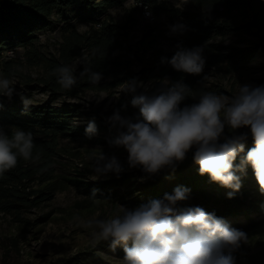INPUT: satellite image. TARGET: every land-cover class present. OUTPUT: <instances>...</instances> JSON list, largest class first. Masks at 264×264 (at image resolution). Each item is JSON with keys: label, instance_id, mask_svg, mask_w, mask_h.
<instances>
[{"label": "trees", "instance_id": "16d2710c", "mask_svg": "<svg viewBox=\"0 0 264 264\" xmlns=\"http://www.w3.org/2000/svg\"><path fill=\"white\" fill-rule=\"evenodd\" d=\"M123 1L125 0H0V52L17 46L24 50L23 60H3L0 56V73L5 78L17 79L22 90L38 88L48 95L50 101L79 98L86 91L103 92L110 96L132 78L142 82H156L150 92L155 91L165 77L171 81L182 79L191 89L189 97L181 104L184 107L198 102L202 94L212 90L207 87L211 75L219 79L222 73L232 74L237 62L248 61L264 53V0H192L187 2L190 11L167 3L168 0H141L150 4L156 15L162 14L170 21L176 18L187 22L185 25L188 30L182 35L175 34L176 48L173 50L157 49V40L163 37V31L157 22L145 26L140 37L129 42V28L135 21L128 18L127 22H119L109 14H106L99 29H63L59 40L55 41L54 52H41L39 47L48 45V41L39 43L38 46L34 44L38 39L33 35V29H37L39 24L51 25L53 14L61 15L76 9L78 15L86 14L85 17L93 21L97 14L103 15L108 8L119 6ZM225 34L234 36L236 43H243L244 46L222 45L215 40L217 35ZM197 46L204 48L203 56L206 60L204 70L199 75L178 72L166 61L162 62V58L170 60L179 48L191 49ZM81 56L82 61L75 73L77 83L71 90H64L52 72L62 65H71ZM84 67L100 72L103 78L97 84L91 83L87 75H80ZM115 100L104 114L102 123L94 120L97 133L110 132L113 127L107 122V117L116 109H120L124 117H135L138 114L139 110L133 109L122 97ZM0 104L3 105L0 108V125L5 131L9 135L17 128L30 131L35 145L32 160L19 158L15 168L0 175V213L10 215L12 221L21 226L35 227L41 223V220L31 222L23 217V213L50 200L55 191L64 190L66 183L70 182L86 189L88 207L96 200L105 201L116 197L123 202L126 197L140 191L142 196L129 200L128 207L131 209L153 199H162L177 187L203 192L210 184L220 186L212 182L208 175L199 174V165L193 160L194 154L184 164L176 166L174 171L169 169L160 177L137 188L131 185L123 193L116 187L126 182L127 175L124 173L111 182L99 185H93L88 180L60 176L55 172V164L58 157L68 152L60 146V140L65 138L76 141L92 137L85 131L87 124L72 122L71 114L76 110L65 104L59 107L30 105L25 109L16 96L9 99L0 95ZM124 105L127 107H122ZM110 140L112 139L98 142L112 145ZM251 147L253 144L249 138L245 142V152L240 156L246 154ZM37 155L39 159L35 158ZM239 162L240 157L235 163ZM247 169L250 173L253 171L250 166ZM244 174L237 173L241 175V188L245 195L253 185L249 179L244 178ZM228 193L220 196V210L214 212L216 215L226 217L264 212V204L257 207L253 204L246 206L244 202L237 200V192L231 199L228 198ZM76 205L80 206V203ZM11 241L17 246L16 238Z\"/></svg>", "mask_w": 264, "mask_h": 264}, {"label": "clouds", "instance_id": "9594fccd", "mask_svg": "<svg viewBox=\"0 0 264 264\" xmlns=\"http://www.w3.org/2000/svg\"><path fill=\"white\" fill-rule=\"evenodd\" d=\"M183 3L187 0H181L176 7L181 8ZM187 30L184 24L171 26L174 34L182 35ZM203 51L202 46L179 48L170 60L162 58V62L166 61L178 72L199 75L206 63ZM79 64L77 60L53 70L52 75L64 90L76 85ZM80 75H87L93 84L103 78L91 67H84ZM161 81L150 92L149 86L139 79H129L121 92L135 94L131 105L139 110L138 114L124 117L116 109L107 117L118 133L109 143L127 151L129 167H139L148 177L165 169L174 171L194 149L193 160L199 165V174L232 189L229 199L241 187V175L237 173L244 174L248 166L264 194V85L240 86L232 97L204 93L198 102L181 107L189 97L190 87L182 79L171 81L165 77ZM14 85L13 80L0 77V95L10 99ZM138 89L143 91L136 94ZM104 98L101 96L100 100ZM22 100L27 109L29 101ZM53 106L59 104L54 102ZM226 128L233 135H225ZM243 128L248 132L235 134ZM85 131L90 137L97 134L94 119L87 123ZM249 136L253 147L241 157ZM34 147L30 131L17 128L9 135L0 125V175L15 168L19 158L32 160ZM238 157L240 162L236 164ZM93 171L98 176L109 172L119 175L123 167L115 156L102 154L96 158ZM188 192L187 188L177 187L162 199H153L134 209L121 206L122 214L115 218L92 219L83 226L92 229L94 238L108 241L113 251L122 247L123 264H236L234 253L248 242L247 234L202 207L178 209L177 203L186 200Z\"/></svg>", "mask_w": 264, "mask_h": 264}, {"label": "rangeland", "instance_id": "374dc122", "mask_svg": "<svg viewBox=\"0 0 264 264\" xmlns=\"http://www.w3.org/2000/svg\"><path fill=\"white\" fill-rule=\"evenodd\" d=\"M173 5L176 7L177 4L173 3ZM117 7L108 8L105 14L113 16L119 22H127L128 18L133 19L135 22L129 28L128 41H135L147 25L140 22L138 12L133 7L128 6L120 9ZM180 9L190 11L189 3H185ZM154 15L155 22L160 25L163 31V37L157 40V49H175V34L171 32V26L185 25L187 22L176 18L170 21L162 14L159 16L154 13ZM85 16L86 14L78 15V11L73 10L52 16L53 23L51 25L39 24L37 29H33V35L44 36L38 42H34L35 46L48 41V45L39 47L41 52L44 54L54 52L56 49L55 41L59 40L63 29L67 31L75 28L83 31L89 27L88 23L92 20L87 19ZM97 16L98 14L95 17ZM215 40L220 41L222 45L237 44L244 46L243 43H236V38L228 34L217 35ZM82 58L83 56L77 60H80L81 63ZM21 59L23 60V55L21 58H17V60ZM77 60L72 64L76 63ZM0 77L4 76L0 73ZM209 78L210 81L207 83V87L212 89L210 93L227 97L236 95L239 87L243 85L254 87L264 85V53L256 55L251 60L237 62L236 70L232 74L222 73L219 75V79H216L213 75ZM11 80L15 82L13 96H16L17 101L23 104L22 98L27 99L30 105L35 106L53 105L54 102L58 103L59 106L65 104L76 110L71 114V120L76 124H87L93 119L102 123L105 117L104 114L110 109L113 100L122 97L131 105V100L135 95L121 92L124 86L122 85L110 96L103 92L86 91L79 98L50 101L48 95L38 88L22 90L17 79L11 78ZM143 83L149 86V91L156 84L154 81ZM141 91L143 89H138L136 94ZM101 96L105 98L100 100ZM133 109L136 108L133 107ZM247 132L248 129L243 128L238 129L235 134L239 135ZM117 134V130L111 128L109 133H97L90 139L76 141L61 139L60 146L67 149L68 152L57 158L55 164L56 174L68 178L88 180L93 185H99L111 182L124 173L127 175L126 182L121 185L118 184L116 187L120 193H123L131 185L137 188L139 185L160 177L163 172L169 170L165 169L157 175L148 177L139 167H129L127 162L128 153L125 149L98 142V140L114 139ZM225 135L231 136L233 133L226 128ZM249 138L251 137L249 136ZM102 154L109 158L115 156L122 165L123 171L119 175L109 172L106 175L98 176L93 171V166L96 158ZM192 154H194V149L189 151L186 159L178 163L177 166L184 164ZM78 164L81 166L77 167ZM244 178L249 179L253 186L247 189L245 195L240 187L236 191L237 200L244 202L246 206L253 204L257 207L264 204V194L260 192L253 171L250 173L249 169H246ZM232 191V189L218 187L213 184L206 186L203 192L192 189L188 192V198L178 202L176 207L183 209L199 206L209 213H214L220 210L218 209L220 208V196H225V193ZM86 194V189L78 187L73 182L66 183L64 190L55 191L50 200L23 213V217L31 222L41 220V223L35 227L21 226L14 223L10 215L0 213V264H123L124 253L122 247H118L113 251L108 241L94 238L92 229L84 227L83 224L92 219L107 220L115 218L117 215L122 214L121 206L131 209L128 207L129 200L139 198L143 194L141 195L140 191L133 193V195L126 197L123 202L117 197L105 201L96 200L91 207L87 206ZM78 203H80V206L76 205ZM216 216L223 218L236 229L242 228L241 231L248 236V242L242 244L240 249L234 253L236 264H264V212L234 214L226 217ZM13 238H16L17 246L12 243L11 239Z\"/></svg>", "mask_w": 264, "mask_h": 264}, {"label": "built area", "instance_id": "2783aa9c", "mask_svg": "<svg viewBox=\"0 0 264 264\" xmlns=\"http://www.w3.org/2000/svg\"><path fill=\"white\" fill-rule=\"evenodd\" d=\"M192 1V0H187V2ZM167 3H176V4H180L181 0H168ZM128 6L133 7L135 10H137L138 15H139V20L142 24L144 25H150L155 23L156 18L155 15L153 13V10L150 6V4L143 2L141 0H125L121 3V5H119L117 8H126ZM106 14L103 15H99L98 17L95 18V20H93L92 22H89L88 25L89 27H93L94 29H99L101 27V24L103 22V20L106 18ZM38 41L42 38H44V36H36ZM23 48L22 47H12L10 49L7 50H3L0 52V56L1 59L3 60H12V59H17V58H21V56L23 55ZM116 100H113L112 103H115ZM81 165L78 164L77 167H80Z\"/></svg>", "mask_w": 264, "mask_h": 264}, {"label": "crops", "instance_id": "0c3cea01", "mask_svg": "<svg viewBox=\"0 0 264 264\" xmlns=\"http://www.w3.org/2000/svg\"><path fill=\"white\" fill-rule=\"evenodd\" d=\"M74 11H76V9H74ZM55 15H57V14H53V16H55Z\"/></svg>", "mask_w": 264, "mask_h": 264}]
</instances>
